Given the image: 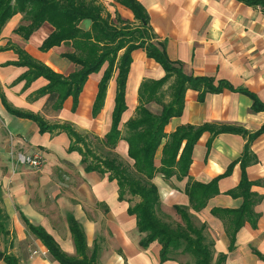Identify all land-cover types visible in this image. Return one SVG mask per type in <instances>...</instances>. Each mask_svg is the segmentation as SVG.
I'll return each mask as SVG.
<instances>
[{"label": "crops", "instance_id": "crops-1", "mask_svg": "<svg viewBox=\"0 0 264 264\" xmlns=\"http://www.w3.org/2000/svg\"><path fill=\"white\" fill-rule=\"evenodd\" d=\"M98 1L112 18L118 14L125 21L137 23L132 10L116 0ZM137 1L144 7L149 26L156 36L152 42H165L169 59L181 63L187 75L210 77L215 84L225 81L234 89L255 94L264 104V12L260 7L239 0ZM26 23L24 15H15L2 31L0 47L16 45L64 77L79 69L66 58V54L74 52L69 42L48 52L40 50L54 30L50 24L45 23L25 40L15 30ZM131 56L124 122L133 116L139 104L138 92L143 80H159L166 74L144 49H136ZM17 60L18 54L14 50L0 51L1 205L14 234L0 251L17 257L21 264H60L48 253L42 241L27 229L22 214L33 225L43 227L52 235L65 253L76 256L68 223V216L72 215L85 232L89 250L98 245L101 264H174L173 261L161 263L158 242L147 249L140 246L142 235L136 217L128 213L131 203L119 199L117 181L110 180L108 174L86 170L82 154L70 150L72 139L66 132H40L35 121L11 114L4 103L5 100L13 108L41 116L49 124L69 125L82 133H91L93 129L103 138L111 129L118 72L115 71L109 81L104 106L94 118L93 105L108 63L89 76L77 103L70 96L59 110H54L49 94L41 97L36 94L49 83L44 77L28 87L26 81L14 84L27 71L26 67L10 64ZM252 105L250 96L238 90L224 88L219 93H207L200 101L199 92L188 89L182 115L172 118L165 131L170 134L182 125L214 123L242 127L254 133L264 126V111L253 112ZM151 109L158 111L155 106ZM211 137V133L205 132L198 140L189 171L193 180L204 184L223 175L232 163L237 162L248 142L244 136L221 133L212 139L208 148ZM10 147L25 154L39 150L46 162L40 170L18 165L14 172L8 155ZM251 151L259 160L247 167L248 179L254 182L252 191L261 197L255 206L259 219L256 227L250 222L245 223L236 236L232 251L223 220L211 211L241 207L242 198L227 194L240 183V163L235 164L230 175L221 178L220 194L210 199L200 212L190 207L184 191L187 178L165 180L158 174L154 180L165 214L177 215L175 206L186 208L193 222L206 225V236L214 244V258L227 255L225 264H264V259L260 258H264V133L253 140ZM116 152L130 160L126 141L119 142ZM161 154L162 148L156 156L157 166ZM178 220L181 221L180 217ZM0 264L6 262L0 258Z\"/></svg>", "mask_w": 264, "mask_h": 264}, {"label": "trees", "instance_id": "trees-1", "mask_svg": "<svg viewBox=\"0 0 264 264\" xmlns=\"http://www.w3.org/2000/svg\"><path fill=\"white\" fill-rule=\"evenodd\" d=\"M134 13L137 23L125 21L117 14L115 18L109 14L98 0H0V37L6 24L17 14L24 15L26 24L20 25L15 33L29 40L34 32L45 23L53 27V32L44 40L40 50L48 52L63 43H71L74 52L66 54L79 69L68 77L51 70L44 63L34 59L22 48L8 44L0 47V51L14 50L18 60L10 63L26 67L27 71L14 84L26 81V87L40 77L48 80V85L36 92L38 97L50 95L51 106L59 110L64 101L73 96L75 103L83 90L89 76L99 72L105 63L108 67L98 86V93L93 105V117L96 118L105 102L109 81L117 71V91L115 106L112 112L110 131L103 137L89 132L82 133L69 125L49 124L41 116L13 108L5 100L7 110L18 117L35 121L40 132H66L72 139L70 150L79 151L83 156L86 170L108 174L119 186V199L131 203L129 215L135 216L137 227L142 235L140 246L147 249L154 242L160 245V261H174L175 255L190 254L195 258L194 264H225L227 255L220 254L214 260V244L205 235L207 229L203 224L197 227L186 208L175 206L180 224L174 227L160 216L161 207L159 187L155 178L161 174L165 180L187 178L185 193L189 197L190 207L200 212L206 208L208 201L220 194L218 187L221 178L231 174L235 164L240 163L242 177L239 185L227 192L235 198H242L239 209H213L211 213L223 220L230 239L229 250L235 248L236 236L246 222L257 226L259 214L255 206L261 197L252 191L254 182L248 179L247 167L259 162L251 151V143L264 133V126L250 133L242 127L205 123L201 126L182 125L168 134L165 129L170 120L182 115L185 106V93L188 89L199 92V100L203 101L207 93H219L224 88L241 91L253 100L252 111H264V104L258 97L245 90L234 89L227 82L210 77H193L183 71L182 64L169 59L166 43L155 44L156 36L149 26V17L144 7L137 0H116ZM252 7H260L264 12V0H239ZM144 49L149 58L156 60L166 74L159 80L145 79L138 92V106L127 121L123 115L127 110L126 85L132 52ZM155 106L158 111H153ZM211 133L208 142L221 133H233L248 138L241 158L230 165L221 176L204 184L189 176L193 162L194 147L205 133ZM128 143V156L131 162L123 159L117 152L120 141ZM97 141L104 152H97ZM162 148L160 165H156L158 150ZM0 190V231L6 232L8 215L2 205ZM165 213V212H164ZM27 229L47 248L52 258L60 264H101L99 247L95 244L89 250L84 230L79 222L68 216L70 231L76 248V256H70L60 247L55 238L43 227L33 225L23 214ZM0 258L6 264H21L20 260L0 251ZM260 258L264 259L260 256Z\"/></svg>", "mask_w": 264, "mask_h": 264}, {"label": "rangeland", "instance_id": "rangeland-1", "mask_svg": "<svg viewBox=\"0 0 264 264\" xmlns=\"http://www.w3.org/2000/svg\"><path fill=\"white\" fill-rule=\"evenodd\" d=\"M24 21L25 18H24ZM102 120V119H101ZM96 122V121H95ZM91 138H92V133L99 136L95 131H93L92 129V132L90 133V131H88ZM100 137V136H99ZM102 138V137H101ZM96 144V151L97 152H104V150H102V148L100 147L99 143L97 141H94ZM128 162H131L130 160H126ZM163 211V210H162ZM160 216L164 219V221L172 224L174 227H176L178 224H180L181 221L178 220L179 217H177V215H170V214H165L164 211L163 212H160ZM197 227H200V224H198L197 222H193ZM6 232H1L0 231V248L3 249L5 245L8 243V241L10 240V238L12 237V235H14L12 233V226L10 224V222L8 221L7 225H6ZM206 231H205V235H206ZM207 240L210 241L208 239V237L206 236ZM6 248V247H5ZM176 259L173 261L174 264H194L195 262V258L190 255V254H181V253H178L177 255H175ZM214 260H217V258H214Z\"/></svg>", "mask_w": 264, "mask_h": 264}, {"label": "built area", "instance_id": "built-area-1", "mask_svg": "<svg viewBox=\"0 0 264 264\" xmlns=\"http://www.w3.org/2000/svg\"><path fill=\"white\" fill-rule=\"evenodd\" d=\"M8 155L12 162V166L14 167V172L18 165L27 166L33 170H40L46 162V157L39 150L33 151L29 154H25L16 152L13 147H10Z\"/></svg>", "mask_w": 264, "mask_h": 264}]
</instances>
